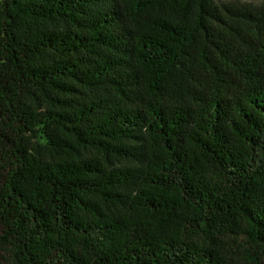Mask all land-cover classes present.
Returning <instances> with one entry per match:
<instances>
[{"label": "trees", "instance_id": "1", "mask_svg": "<svg viewBox=\"0 0 264 264\" xmlns=\"http://www.w3.org/2000/svg\"><path fill=\"white\" fill-rule=\"evenodd\" d=\"M264 2L0 0V264H263Z\"/></svg>", "mask_w": 264, "mask_h": 264}, {"label": "rangeland", "instance_id": "2", "mask_svg": "<svg viewBox=\"0 0 264 264\" xmlns=\"http://www.w3.org/2000/svg\"><path fill=\"white\" fill-rule=\"evenodd\" d=\"M217 3H252V4H261L264 0H216ZM264 264V259H263Z\"/></svg>", "mask_w": 264, "mask_h": 264}]
</instances>
